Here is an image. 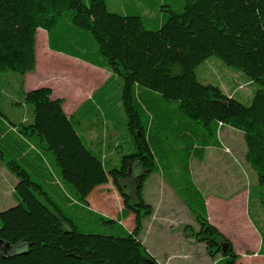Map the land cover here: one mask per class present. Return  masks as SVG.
Listing matches in <instances>:
<instances>
[{
	"label": "trees",
	"instance_id": "obj_1",
	"mask_svg": "<svg viewBox=\"0 0 264 264\" xmlns=\"http://www.w3.org/2000/svg\"><path fill=\"white\" fill-rule=\"evenodd\" d=\"M139 1L112 9L106 0H0V73L32 72L36 33L44 29L53 51L122 79L131 139L129 153L112 166L87 145L76 113H65L64 99L52 98L48 86L24 91L22 77V103L33 118L8 119L13 135L36 147L44 172L0 146V161L17 178V203L0 210V246L28 245L10 255L0 247V264H160L139 238L154 211L143 190L155 171L196 217L198 228L186 224L184 236L204 243L215 264H238L231 240L208 219L190 161L203 160L208 147H222L223 126L241 131L245 160L261 187L250 189V197L258 191L264 209V0ZM212 56L256 84L246 102L199 79L198 68ZM109 182L122 209L115 218L95 214L112 233L81 231L93 211L89 194ZM130 214L134 225L126 230L120 222Z\"/></svg>",
	"mask_w": 264,
	"mask_h": 264
},
{
	"label": "rangeland",
	"instance_id": "obj_2",
	"mask_svg": "<svg viewBox=\"0 0 264 264\" xmlns=\"http://www.w3.org/2000/svg\"><path fill=\"white\" fill-rule=\"evenodd\" d=\"M106 1L112 9L121 8L123 2L126 1L140 2L139 0ZM35 50L36 67L31 73L27 74L25 87L29 88L32 85L50 87L54 91L55 97L60 96L59 98L66 101L67 110L69 112L72 110L71 114L76 113L75 121L84 139L94 149L100 150L102 157L112 162V166L119 165L120 156L129 153L131 149L130 134L125 126L126 117L121 103L122 79L113 74L108 68H102L106 71L92 72L86 67L77 66L73 63L68 65L66 62L57 60L55 56L57 54L64 55V53L53 51L48 47L47 33L42 28H39L36 33ZM47 51L54 53V57L47 55ZM71 58L82 62V64H88L91 68H100L78 58ZM197 72L203 83H219L226 94L230 96L237 95L244 102L249 99L256 87V84L247 80L239 69L226 65L216 56L206 60ZM25 76L17 72L0 73V111L8 113L10 119H15L17 123L22 122L23 119V121H26L33 117L31 107L22 103V96L18 89L22 77L25 78ZM88 94L95 99L92 102L93 107L91 110L88 103L83 99ZM104 96H111L112 101L103 103ZM15 97H19L20 103L24 105L22 111L27 112L26 114L22 112L25 116L23 118L18 117L20 110L16 108V105L13 107L9 103L10 99ZM96 97H100V100H97ZM81 99L83 101L78 105ZM87 113L91 115L82 116ZM219 139L222 147H208L203 160L191 159L193 179L204 194L205 199L214 194H217L216 196L236 192L247 194L248 217L257 228L259 248L258 250L252 249L249 246L250 241L241 239V245H244L240 246L239 249H247V253H255V255L262 254L264 253V209L259 202L260 195L258 191H255L250 197V189L261 187L258 185L255 171L245 160L246 147L242 132L225 125L219 131ZM136 170L137 168L134 165L133 171L136 172ZM155 172L146 182V186H148L146 187V193L148 201L159 203L162 200L161 191L166 189L164 187L166 185L163 186L165 184L163 176L164 181L160 182L157 179V172L160 174L161 172ZM134 178L135 176H132V181L125 182L127 184L126 192L128 193L132 191ZM166 184L170 186L167 182ZM105 187L106 190L110 188L108 192L103 191L109 193L107 202L104 203L100 200V196H97L98 190L95 189V192L92 193V203L97 204L96 211L99 210L106 217L115 218L118 208L123 206L122 197L112 182L105 184ZM169 188L175 193L171 186ZM175 195L178 196L176 193ZM181 202L179 204L182 209L177 215V219L181 220L178 221L179 223L172 222L173 226H170L167 220L158 219L156 222H152L151 216H147L139 235L140 240L144 243L147 251L161 264H215V260L208 256L204 243L196 241L193 237H186L192 238L193 242H189L183 236L184 233H181L186 224H190L195 229L198 228L195 215L182 200ZM16 203L17 201L13 198H8L0 205V209H6ZM96 211H91L90 220L82 222L80 230L105 234L112 233L110 226L96 219L97 216H100L97 213L95 214ZM133 218L134 216L131 214L120 224L126 230H132ZM65 227L70 229L67 224H65ZM232 233H236L235 230H232ZM27 249L28 245L25 242H20L9 245L4 252L10 255L25 252ZM258 259L261 260L262 257ZM262 262L260 261V264Z\"/></svg>",
	"mask_w": 264,
	"mask_h": 264
},
{
	"label": "crops",
	"instance_id": "obj_3",
	"mask_svg": "<svg viewBox=\"0 0 264 264\" xmlns=\"http://www.w3.org/2000/svg\"><path fill=\"white\" fill-rule=\"evenodd\" d=\"M63 54V53H62ZM47 55H50L51 57H54V53L47 51ZM57 60L66 62L68 65L69 63H73L77 66H82L88 68L89 71L96 72L98 70L106 71L102 68H91L88 66V64H82V62L75 60L74 58H71L72 56L64 54L55 56ZM76 58V57H75ZM31 73V72H29ZM28 74V73H27ZM27 74H25L24 82H23V89L24 91H29L31 89L37 88L38 85H32L29 88L26 86V77ZM37 84V83H36ZM19 91L20 87L18 88ZM60 96H54V91L52 93V98H57ZM85 101L89 105V109L93 107V97L88 94L87 96L83 97ZM83 99H81L78 102V105L82 103ZM97 100H100V97H96ZM111 96H104V99H102L103 103H106L107 101H112ZM19 97H15L10 99L9 103L14 107L16 105V108L20 110L18 113L19 118L25 117L23 113H27L22 111V108L24 107L23 104L20 103ZM77 105V106H78ZM63 108L67 116L71 115V111L69 112L66 108V101H64ZM74 111V110H73ZM90 113L83 114L82 116H89ZM8 116V113H3L0 115V146L5 149L7 152H10L13 154V156L19 158L21 161L24 160V162L27 164L28 167L31 169H38L42 170L44 172V168L40 166L39 162L37 161V157L35 155V151L37 150L36 147L33 144H29L27 141L21 140V138L16 137L14 134L13 125L10 123ZM33 118V117H32ZM31 119H28L26 121L21 120L24 123L30 122ZM15 122V119H10ZM86 141V140H85ZM87 145L94 150L95 152H99L100 150L94 149L87 141ZM41 167V168H40ZM157 172V171H156ZM155 172V173H156ZM192 172V171H191ZM135 173H132V176H135ZM158 173L157 179L161 182L164 181L162 178V175ZM45 174V173H44ZM153 175V174H152ZM152 175L149 177L151 178ZM193 176V175H192ZM17 183V178L10 173L4 163L0 161V205L3 204L4 200H7L8 198H14V189L15 185ZM166 186V189L161 191L162 193V200L159 203L150 202L147 200L148 195L146 193V184L144 186L143 194L144 198L147 202L152 204L153 206V213L151 215V221L156 222V220H167V222L170 223V226H173L172 222H180V219H177V215H179V211H181L182 207L179 203H182L180 198L175 195V193L172 191L170 186H167L166 182L164 181ZM162 186V185H160ZM105 185H100L96 187L95 189L98 190L97 196L101 198L102 202H107L109 198V193L103 192L105 189ZM95 189L89 194L88 196V202H89V208L93 211H96L97 209L96 205L92 203V193L95 192ZM110 190L107 189L108 192ZM217 194L211 195L210 197L206 198V205H207V213L208 218L212 224L217 226L231 241L232 244L236 250V252L239 254L238 264H260V261H263L262 264H264V253L257 254L255 253H247V249H239L241 245V239H245L246 241H250L251 244H249L250 248L257 249L259 248V236L257 232V228L254 226V224L251 222V220L248 217V209H247V194L244 192H236V193H224L223 195L216 196ZM180 201V202H179ZM74 209H78L80 212L82 211L80 209V206H73ZM117 211L118 216L119 212L121 211L122 207L118 208ZM1 210V209H0ZM97 213H100L99 210L96 211ZM102 214V213H100ZM104 215V214H102ZM131 215V214H130ZM130 215L128 217H130ZM127 217V218H128ZM134 221V218H133ZM178 222V223H179ZM236 226V227H235ZM174 228V227H173ZM171 228V229H173ZM232 230H235L236 233H232ZM183 234V232L181 231ZM236 234V235H235ZM184 236V235H183ZM185 239L189 242H193L192 238H186ZM142 241V240H141ZM144 244V243H143ZM242 253V254H241ZM262 257L261 260L258 258ZM213 263V262H212ZM161 264V263H160Z\"/></svg>",
	"mask_w": 264,
	"mask_h": 264
},
{
	"label": "water",
	"instance_id": "obj_4",
	"mask_svg": "<svg viewBox=\"0 0 264 264\" xmlns=\"http://www.w3.org/2000/svg\"><path fill=\"white\" fill-rule=\"evenodd\" d=\"M0 247H1V249H2L3 251H5V248H8L9 245H6V244H5V245H1Z\"/></svg>",
	"mask_w": 264,
	"mask_h": 264
}]
</instances>
